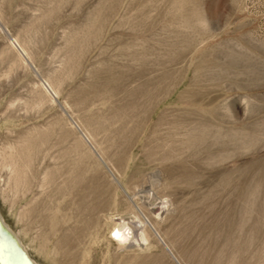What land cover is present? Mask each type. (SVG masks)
Wrapping results in <instances>:
<instances>
[{
	"label": "rangeland",
	"instance_id": "374dc122",
	"mask_svg": "<svg viewBox=\"0 0 264 264\" xmlns=\"http://www.w3.org/2000/svg\"><path fill=\"white\" fill-rule=\"evenodd\" d=\"M0 223L28 264H264V0H0Z\"/></svg>",
	"mask_w": 264,
	"mask_h": 264
},
{
	"label": "water",
	"instance_id": "95a60500",
	"mask_svg": "<svg viewBox=\"0 0 264 264\" xmlns=\"http://www.w3.org/2000/svg\"><path fill=\"white\" fill-rule=\"evenodd\" d=\"M0 235H2L5 239H7L11 245L14 248V251H16V253L20 256L23 264H28L27 261L25 260L24 254L21 252V250L18 248V246L16 245L14 239L9 235V233H7V231L5 230V228L1 225L0 223Z\"/></svg>",
	"mask_w": 264,
	"mask_h": 264
},
{
	"label": "bare ground",
	"instance_id": "6f19581e",
	"mask_svg": "<svg viewBox=\"0 0 264 264\" xmlns=\"http://www.w3.org/2000/svg\"><path fill=\"white\" fill-rule=\"evenodd\" d=\"M14 43V42H13ZM16 45V44H15ZM22 52V51H21ZM48 86V85H46ZM44 88L48 91L47 87ZM49 88V87H48ZM129 234V233H128ZM115 236L121 240H126L128 237L127 235L124 233V231H121V229L119 227L115 228Z\"/></svg>",
	"mask_w": 264,
	"mask_h": 264
}]
</instances>
